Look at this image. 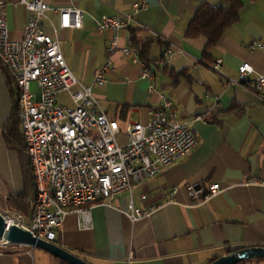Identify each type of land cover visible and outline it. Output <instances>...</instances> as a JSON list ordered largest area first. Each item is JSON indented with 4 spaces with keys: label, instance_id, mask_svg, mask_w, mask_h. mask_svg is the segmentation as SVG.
Returning a JSON list of instances; mask_svg holds the SVG:
<instances>
[{
    "label": "crops",
    "instance_id": "obj_1",
    "mask_svg": "<svg viewBox=\"0 0 264 264\" xmlns=\"http://www.w3.org/2000/svg\"><path fill=\"white\" fill-rule=\"evenodd\" d=\"M3 1L10 38L21 41L29 12L19 0ZM45 1L52 8L73 6L85 13L80 30H61L54 10L44 22L48 34L54 35L56 27L67 65L82 84L90 85L95 71L105 65L113 40L121 48L135 47L136 37L135 49L155 65V79L145 81L143 64L118 53L107 84L94 89L106 115L121 126L120 144L127 143L128 123H149L163 98L172 101L178 120L189 122L200 137L191 156L135 186L132 195L123 193L111 205L109 200L95 205L85 219L90 228L84 227L81 216L69 215L54 244L89 264H210L230 250L264 248V88L256 92L226 85L227 80H238L244 63L254 68L252 78L264 75V51L251 49L264 39V0H243L238 23L208 57L207 38L188 39L186 30L201 6L225 7L224 0ZM138 2H145L147 9L136 15L130 29L97 31L102 17L132 12ZM168 49L172 54L164 59ZM218 60L223 61L220 74L212 68ZM12 85L0 66V211L8 209L9 197L30 192L26 158L5 138L16 107ZM31 89L38 95L35 83ZM59 103L75 107L67 94ZM212 184H220L223 192L205 204L187 193L189 185ZM131 203L136 209L155 210L133 223L127 215ZM0 264L63 262L43 250L13 245L0 249Z\"/></svg>",
    "mask_w": 264,
    "mask_h": 264
},
{
    "label": "built area",
    "instance_id": "obj_2",
    "mask_svg": "<svg viewBox=\"0 0 264 264\" xmlns=\"http://www.w3.org/2000/svg\"><path fill=\"white\" fill-rule=\"evenodd\" d=\"M19 3L27 9L29 18L23 39L13 41L7 5L0 0V66L17 89V116L27 146L26 155L33 168L37 197L30 202V220L9 210L0 214L8 226L19 227L37 239L54 243L69 215H79L85 222L95 205L105 200L111 205L123 193L132 195L135 186L191 156L199 146L200 137L189 122L178 120L172 101L163 98L161 106L151 111L149 123H128L127 143L120 144L121 126L106 115L94 96V89L107 84V76L114 70L113 57L118 53L132 57L133 63L143 64L145 81L155 79V65L143 63L135 47L121 48L113 40L105 65L95 71L90 85L82 84L67 65L56 27L54 35L48 34L44 22L48 20V12L54 10L59 15L61 30H80L84 25V11L73 6L52 8L45 0H19ZM146 9L145 2H138L132 12L104 16L97 21V31L130 29L136 15ZM251 49L264 51V39L255 41ZM171 54L168 49L164 59ZM222 63L218 60L213 70L219 73ZM254 73V68L244 63L239 68L238 80H227L226 85H242L247 90L262 92L264 75L252 78ZM33 83L38 95L32 92ZM149 92H155L153 86ZM63 94L69 95L74 108L59 103ZM196 121L205 122L202 117ZM222 192L220 184L206 188L187 186L188 195L199 205ZM154 210L136 209L131 203L127 215L135 223L150 217ZM83 225L90 228L91 222ZM12 246L0 240V249Z\"/></svg>",
    "mask_w": 264,
    "mask_h": 264
},
{
    "label": "trees",
    "instance_id": "obj_3",
    "mask_svg": "<svg viewBox=\"0 0 264 264\" xmlns=\"http://www.w3.org/2000/svg\"><path fill=\"white\" fill-rule=\"evenodd\" d=\"M225 7H212L210 5L201 6L195 13L193 19L191 20L187 30L186 37L188 39H195L198 37H205L208 40L206 48L204 50L205 57L210 55V52L214 50L226 32L236 25L240 18V13L244 7L243 0H224ZM136 37L133 38V45L136 47L137 45ZM141 61L146 62V64H150L149 61L144 59V52L139 53ZM13 93L16 98V107L15 113L7 125V130L5 133L6 143L9 147L18 149L24 158H26V183L27 188H29L30 192L18 195L14 197H9L7 201L8 209L22 214L27 220H30L31 217V209L28 201H33L37 197V189L34 183V175L33 168L30 162V159L26 155V143L24 137L20 131V122L17 116V89L12 85ZM252 248V247H248ZM246 249V248H244ZM239 251V250H238ZM238 251H228V254H234ZM217 260V259H216ZM214 260V261H216ZM213 261V262H214ZM263 263L264 259H254L248 260L241 264H249V263ZM63 264H67L63 262Z\"/></svg>",
    "mask_w": 264,
    "mask_h": 264
},
{
    "label": "water",
    "instance_id": "obj_4",
    "mask_svg": "<svg viewBox=\"0 0 264 264\" xmlns=\"http://www.w3.org/2000/svg\"><path fill=\"white\" fill-rule=\"evenodd\" d=\"M0 240L11 245L29 246L45 251L53 257L67 264H89L87 261L69 253L54 243H49L33 236L32 233L16 226H8L0 214ZM264 259V248L252 247L221 257L210 264H241L248 260Z\"/></svg>",
    "mask_w": 264,
    "mask_h": 264
},
{
    "label": "rangeland",
    "instance_id": "obj_5",
    "mask_svg": "<svg viewBox=\"0 0 264 264\" xmlns=\"http://www.w3.org/2000/svg\"><path fill=\"white\" fill-rule=\"evenodd\" d=\"M32 89L35 91V85L32 86ZM7 210H9V209H7ZM3 211H4V210H3ZM9 211H11V210H9ZM38 257H39V256H38ZM39 259H40V258H37V262L39 261Z\"/></svg>",
    "mask_w": 264,
    "mask_h": 264
}]
</instances>
